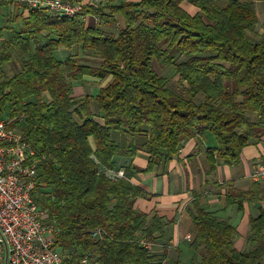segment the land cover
<instances>
[{
  "label": "trees",
  "instance_id": "16d2710c",
  "mask_svg": "<svg viewBox=\"0 0 264 264\" xmlns=\"http://www.w3.org/2000/svg\"><path fill=\"white\" fill-rule=\"evenodd\" d=\"M184 2L199 13L187 14ZM4 4L15 10L10 22L21 19L23 29L10 32L18 73L6 75L4 66L13 57L6 47L0 53V118L6 117L38 160L33 199L54 227V248L64 264H79L86 256L87 264H159L163 256L141 241L153 246L164 225L156 215L134 209L145 192L131 178L160 172L182 141L201 139L205 132L216 141L204 149L209 174L218 161L238 165L243 148L264 136V32L256 33L252 4L109 2L86 6L73 18L53 16L45 8L22 18L18 12L24 7ZM87 16L103 26H88L82 19ZM116 16L124 28L112 31ZM59 48H78L98 59L96 66L72 55L59 60ZM156 61L172 65L179 91L158 75ZM86 76L106 83L95 96L78 99L72 83ZM121 138L124 145L115 140ZM138 149L148 154L145 169L130 164L122 178L104 173L115 169V156L133 159ZM226 200L240 211L246 201H264V192L254 185L250 191L232 190ZM194 210L191 249L204 251L197 264H263V211L249 218V248L241 252L227 221L196 204ZM98 228L105 232L101 239L93 236Z\"/></svg>",
  "mask_w": 264,
  "mask_h": 264
},
{
  "label": "crops",
  "instance_id": "0c3cea01",
  "mask_svg": "<svg viewBox=\"0 0 264 264\" xmlns=\"http://www.w3.org/2000/svg\"><path fill=\"white\" fill-rule=\"evenodd\" d=\"M129 1L139 2L140 0ZM239 1L252 4L257 20L256 33L257 35L263 33L264 0ZM9 6L2 3L0 10ZM181 8L190 16L199 13L198 8L187 2L182 3ZM28 11L24 9L27 15ZM83 21L88 26H103L94 16H87ZM114 26L118 27V30L124 28L120 17H115ZM114 30L112 28V31ZM248 36L258 39L256 35L248 34ZM18 72L19 69L15 73L6 75L11 77ZM105 83L106 81L86 76L81 82L72 83L73 96L78 99L87 95L95 96ZM85 84L96 86L95 93H92L93 89L91 93L86 92L89 86L85 88ZM94 119L98 124L103 125L100 117L97 116ZM115 140L123 145L126 142V139ZM134 141L137 146L142 144V139H134ZM215 146L216 141L208 132H205L201 139L187 138L181 142L177 154L171 157L160 172L137 174L130 180L132 184L145 192L143 198L135 200L134 209L149 215V218L156 215L163 222V237L157 239L150 250L155 255L163 256L159 264L199 263L204 252L203 248L200 247L196 251L191 249L194 239L192 215L195 212V204L200 209L213 213L219 220L227 221L235 229L237 235L234 238V246L238 251H247L249 248L246 242L249 218H257L261 211L264 212V201H246L242 205V210L239 211L235 205L228 206L226 199L232 190L250 191L254 185H258L261 193L264 192V174L255 176L260 167L264 168V136L260 142L243 148L238 165L226 166L218 161L215 172L209 174L204 149H212ZM113 160L115 169L104 172L109 177L118 172L123 173L124 168L130 164L138 169H145L148 154L138 149L133 159L119 155Z\"/></svg>",
  "mask_w": 264,
  "mask_h": 264
},
{
  "label": "built area",
  "instance_id": "2783aa9c",
  "mask_svg": "<svg viewBox=\"0 0 264 264\" xmlns=\"http://www.w3.org/2000/svg\"><path fill=\"white\" fill-rule=\"evenodd\" d=\"M124 1L129 0H0V4L8 2L28 10L45 8L53 16L73 18L86 6L98 8ZM8 122L0 118V264H64L63 256L54 248V227L47 224L46 212L33 199L38 160ZM263 174L260 167L255 176ZM122 177L118 172L111 178ZM103 235L100 228L93 233L99 239ZM141 245L147 250L153 247L143 241ZM87 261L88 256L79 264Z\"/></svg>",
  "mask_w": 264,
  "mask_h": 264
},
{
  "label": "rangeland",
  "instance_id": "374dc122",
  "mask_svg": "<svg viewBox=\"0 0 264 264\" xmlns=\"http://www.w3.org/2000/svg\"><path fill=\"white\" fill-rule=\"evenodd\" d=\"M137 1V0H136ZM116 4V3H114ZM15 13L14 8L10 5L8 8H4L3 10H0V53L2 52V47H6L7 50L10 52V54L13 57V60L5 66L6 74H12L15 73L19 69V60L16 57V52L11 48L10 46V39H11V30L19 31L20 29H23L22 20L20 19L17 22H10L12 19V15ZM22 15L23 17H27V13L24 11L18 12V14ZM101 27V26H99ZM114 31L118 30V27L114 26ZM253 35V34H251ZM252 40H255L254 36L251 37ZM68 55H72L78 59H84L83 61L86 62V64L96 66L94 62H97L98 59L94 56H84L78 48H73L71 50H66L64 48H59L55 52V57L59 60H64ZM183 58H177V61H180ZM154 68L159 76L163 77L166 82L167 86L171 88L174 91H179L180 86L178 85L179 82V76L176 74L174 68L170 64H166L163 62H154ZM89 86V87H88ZM84 87L86 88V92L91 93L92 89L95 93V89L97 88L93 84H85ZM92 87V88H91ZM201 99V98H200ZM6 118V117H4ZM253 119V118H252ZM122 137V136H120ZM116 138V136H114ZM123 139V138H121ZM198 258V257H197ZM264 264V262H263Z\"/></svg>",
  "mask_w": 264,
  "mask_h": 264
}]
</instances>
